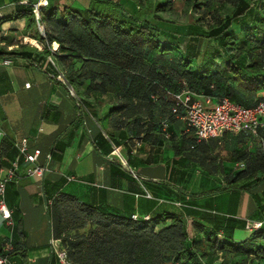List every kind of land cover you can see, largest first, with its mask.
<instances>
[{
  "label": "trees",
  "instance_id": "obj_1",
  "mask_svg": "<svg viewBox=\"0 0 264 264\" xmlns=\"http://www.w3.org/2000/svg\"><path fill=\"white\" fill-rule=\"evenodd\" d=\"M17 1L21 4H16L15 20H22L25 32L43 43L44 48L0 47V61H33L56 80V72L47 62L51 56L92 116L101 107V98L109 94L110 114L126 108L127 113L135 115L131 121L125 115L112 118L113 127L130 132L137 125L135 136L125 139V144L131 143L126 165L112 163L110 171L118 178L136 183L138 188L133 193L146 199L147 206L140 207L130 195H124L121 208L92 206L60 193L66 182H74L75 178L56 183L46 181L47 177L42 179L51 238L59 241L68 261L71 264H264V220L237 221L234 217L212 215L192 201L204 194H219L224 189L246 192L264 182V149L252 153L254 156L241 150L232 151L231 162L241 163L242 167L225 179L223 189L204 193L188 192L182 188L183 183L174 189L171 184L147 180L128 157L142 149L151 129L159 132L163 144H168L178 158L172 172L186 164L184 156L192 153L194 157L208 141L221 140L223 135L198 143L192 132L186 131L175 138L170 125L179 119L172 113L176 105L172 95L189 91L215 103L227 99L242 108H253L264 98V0H185V11L193 20L187 26L189 33L185 39L162 30L159 25L171 23L164 16L174 13L173 0H133L138 7L134 15L112 0H90L89 6L82 10L56 7L47 0L46 6L40 8L38 23L33 14V5L38 0ZM3 22L1 19L0 24ZM53 43L57 50L51 54L49 48ZM112 98L123 104L115 107ZM181 112L179 109L178 113ZM259 133L260 130L258 139L243 133L228 134L244 143L260 141ZM100 137L107 144L113 142L105 130ZM68 145L69 142L55 141L50 159L60 162ZM9 148V144L0 146V157L4 155L9 160L8 167L18 157L14 151L6 155ZM203 162L198 161L194 167L204 169ZM168 206L176 211H160ZM12 221L6 238L11 239L12 250L4 253L0 249V254L16 264H27L25 251L14 240L19 223L13 217ZM247 221L262 225L248 231ZM238 226L249 232L248 238L241 242L233 239Z\"/></svg>",
  "mask_w": 264,
  "mask_h": 264
},
{
  "label": "crops",
  "instance_id": "obj_2",
  "mask_svg": "<svg viewBox=\"0 0 264 264\" xmlns=\"http://www.w3.org/2000/svg\"><path fill=\"white\" fill-rule=\"evenodd\" d=\"M51 1L56 7L72 6L80 10L86 9L90 3V0ZM112 1L121 5L129 15L138 12L133 0ZM17 3L21 4L17 0H0V20L4 21L0 24V47L11 50L18 45H29L42 50L43 43L36 41L31 33L25 32L22 20H15ZM159 25L164 30V24L160 22ZM9 61V65L4 64V60L0 61V132L3 134L0 146L10 145L6 155L13 151L17 155L20 141L27 139L29 152L40 150L38 165L48 170L46 181L56 183L61 179L75 178L74 182H66L60 193L70 194L79 201L96 207L108 205L121 208L124 195H130L131 199L133 197L140 207L147 206L146 199L133 193L138 188L136 183L118 178L110 171L112 163L121 166L125 163L131 144H125V139L135 136L137 132L136 124V129L133 128L130 132L127 129H115L112 118L125 115L131 121L135 115L127 113L126 108L110 114L108 109L111 106L102 101L101 107L93 116L85 114L75 106L62 82L54 80L38 67L26 65L23 59ZM112 101L115 107L123 104L114 98ZM104 130L112 137L113 142L110 144L101 140L100 135L104 134ZM184 131L181 120L171 122L170 132L175 138ZM142 132L145 133V129L142 128ZM259 134L260 141L241 143L224 133L219 142L205 143L194 157L192 153L184 156L186 164L173 168L172 172L173 163L178 158L168 144H163L159 132L151 129L142 149L128 157L143 178L159 184H171L174 189L180 187L181 183H187L192 168L198 161H204L203 177L206 182L215 186L205 191L192 192L204 193L214 188L223 189L225 179L241 167V163L231 162L232 151L241 150L252 154L264 149V131L260 130ZM57 140L69 142L60 162L50 159V152ZM8 161L4 155L1 156L0 167L7 168ZM27 166L20 159L16 177L6 185L5 190L6 205L14 221L19 223L14 232V240L25 251L27 264H59L49 243L51 232L43 195V180L29 177L26 174ZM217 166L219 170L214 169ZM192 201L197 208L210 211L212 215L234 217L237 221L264 220V182L246 192L235 193L224 189L219 194H204L192 198ZM160 211L175 212L176 209L168 206ZM205 225L208 226V223ZM8 234L7 227L0 221V248ZM248 236L249 232L241 226L233 233L236 242H241Z\"/></svg>",
  "mask_w": 264,
  "mask_h": 264
},
{
  "label": "built area",
  "instance_id": "obj_3",
  "mask_svg": "<svg viewBox=\"0 0 264 264\" xmlns=\"http://www.w3.org/2000/svg\"><path fill=\"white\" fill-rule=\"evenodd\" d=\"M46 4L47 0H38V2L33 5V14L37 23L39 21L40 8L45 7ZM38 31L43 36L42 29L39 25ZM37 49L41 50L40 48ZM56 50L57 45L53 43L49 51L53 54ZM47 62L56 72V80L62 82L66 86L75 106L83 113L90 114L84 107L81 99L66 82L63 73L53 62L51 56L47 58ZM4 64L9 65L10 61L8 59L4 60ZM25 64L38 67L33 61H25ZM42 70L44 71V68H42ZM172 97L176 101L172 113L176 115L177 119L184 123L186 132H192L198 143L219 138L224 133H231L234 135L243 133L258 139L259 130L264 129V98L253 108H242L232 104L227 99L215 103L210 98L198 96L189 91H182L179 94L172 95ZM179 109L182 110L181 114L178 113ZM163 129H166L165 124L163 125ZM2 135V132H0V139ZM39 156L40 150L35 149L29 152L28 140L22 139L18 146L17 159L11 163L9 167L0 168V221L8 228H12L13 221L12 213L5 202L6 185L16 177L20 157H22L23 162L28 165L26 174L29 177H36L42 180L48 173V170L38 165ZM123 165L126 164L123 163ZM130 172L135 176V173L132 171ZM68 180L74 181V178L70 177ZM132 218L135 219L136 217L133 216ZM145 219H147V217ZM261 225L262 223L260 222L247 221L246 229L248 231L257 230ZM49 243L50 246L53 247L59 264H71L67 259L66 252L60 247L59 241L51 238ZM0 249L4 253L11 251V239H6ZM0 264L16 263L11 261L6 255L0 254Z\"/></svg>",
  "mask_w": 264,
  "mask_h": 264
},
{
  "label": "rangeland",
  "instance_id": "obj_4",
  "mask_svg": "<svg viewBox=\"0 0 264 264\" xmlns=\"http://www.w3.org/2000/svg\"><path fill=\"white\" fill-rule=\"evenodd\" d=\"M173 3L174 13L171 15L166 14L164 16L165 19L170 20L171 23H166L164 25V29H166V31L176 33L175 35H177L179 39H185V35L189 33L187 26L192 25L193 20L185 11V0H173ZM32 43L34 44V42ZM109 97L110 95L106 94L100 101L107 104ZM203 175H205L204 169L200 167H193L188 182L184 183L182 188L187 189L189 192H201L214 187L215 184L206 182Z\"/></svg>",
  "mask_w": 264,
  "mask_h": 264
}]
</instances>
